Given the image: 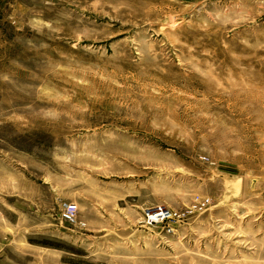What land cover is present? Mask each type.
<instances>
[{"label": "rangeland", "instance_id": "rangeland-1", "mask_svg": "<svg viewBox=\"0 0 264 264\" xmlns=\"http://www.w3.org/2000/svg\"><path fill=\"white\" fill-rule=\"evenodd\" d=\"M0 264H264V0H0Z\"/></svg>", "mask_w": 264, "mask_h": 264}, {"label": "built area", "instance_id": "built-area-1", "mask_svg": "<svg viewBox=\"0 0 264 264\" xmlns=\"http://www.w3.org/2000/svg\"><path fill=\"white\" fill-rule=\"evenodd\" d=\"M66 216L69 220L73 221L75 219V210L69 205L65 206ZM176 215V212H172L168 209H165L162 206L156 207L155 211L147 214V218L151 222L162 221L163 219L171 218Z\"/></svg>", "mask_w": 264, "mask_h": 264}]
</instances>
